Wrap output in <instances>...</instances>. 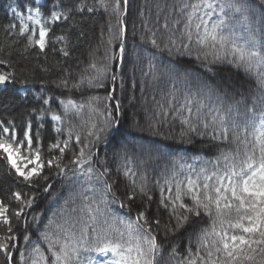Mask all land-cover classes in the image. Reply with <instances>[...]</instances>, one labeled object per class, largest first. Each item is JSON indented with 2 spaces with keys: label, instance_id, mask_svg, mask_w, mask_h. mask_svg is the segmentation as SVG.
<instances>
[{
  "label": "trees",
  "instance_id": "1",
  "mask_svg": "<svg viewBox=\"0 0 264 264\" xmlns=\"http://www.w3.org/2000/svg\"><path fill=\"white\" fill-rule=\"evenodd\" d=\"M208 2L214 10L204 7ZM221 3L242 12L225 7L222 13ZM192 4L201 5L197 15L209 21V28L222 18L223 34L237 43L249 32L264 43V0H0V74L9 76L0 85V129L8 127L18 141L28 132L33 148L39 141L45 164L40 177L29 182L0 157V204L9 221H0V244L7 245L0 250V264H52L58 245L50 242L79 244L82 233L96 246L106 240L125 243L131 230L134 243L139 225L157 238V264H188L190 259L200 264L215 239L209 236L201 246V236L214 225L219 231L221 218L236 219L235 209L219 217L215 206L187 212L181 201L171 203L178 183L185 192L188 179L201 186L207 182L211 190L216 179L204 176L239 166L242 141L247 140L249 151L254 142L243 124L253 113L258 122L264 110V69L238 65L226 51L217 58L211 48L196 43L195 34L188 40L185 24ZM53 12L60 14L58 20ZM22 24L28 27L23 35ZM41 25L48 29L43 51L28 40L33 31V39L39 38ZM69 100L76 107L66 110ZM185 118L195 131L182 123ZM221 118L227 139L220 133ZM57 142L63 156L50 147ZM81 148L87 162L73 164ZM182 202L193 207L189 195ZM140 213L147 224L138 220ZM177 216L188 217L179 228ZM87 255L92 264L118 259L111 253ZM262 262L257 254L253 264Z\"/></svg>",
  "mask_w": 264,
  "mask_h": 264
},
{
  "label": "snow or ice",
  "instance_id": "2",
  "mask_svg": "<svg viewBox=\"0 0 264 264\" xmlns=\"http://www.w3.org/2000/svg\"><path fill=\"white\" fill-rule=\"evenodd\" d=\"M125 3H127V0H125ZM116 7L119 8V4ZM190 7L192 11L185 24V32L189 41L192 40L195 34L196 43L202 47L211 48L216 52L217 58H219L220 52L226 51V54L231 55L233 62L238 65H243L248 69L253 67L264 69V43L258 42L254 33L249 32L248 37L244 38L243 43H237L235 39H231L229 36L223 34V30L226 27L224 19L221 18L212 22L209 28V21L203 16L197 15L201 5L192 4ZM204 7L208 10H214L216 5L208 2L204 4ZM225 7L232 9L236 13L242 12V8L232 3H221L219 5L220 12L223 13ZM36 15H40L39 10H37ZM204 15L211 17V11H206ZM59 18L60 14L56 12L52 13L53 20H58ZM28 19L32 20L33 17L29 15ZM194 21L198 22L194 24ZM36 23H40V21L37 20ZM193 28L195 32H193ZM201 29L203 30L201 31ZM27 31V25L22 24L20 34L23 35ZM35 35V31H33L32 35L28 37L29 44L38 45L40 50L43 51L46 45L48 29L41 25L39 38L33 39ZM57 39L63 40L64 37H57ZM152 44L155 46L156 41L153 40ZM119 51L121 58H123L125 55L123 44H121ZM0 63L4 62L0 61ZM92 67L95 68V65ZM104 71L103 69L100 70V74L103 75ZM112 79H116L115 75L112 76ZM8 80L9 76L0 74V85L5 84ZM99 86L103 85L100 84ZM108 99H111V96ZM68 106L72 108L76 107L71 100L67 102L66 110ZM188 111L190 113L191 109L189 108ZM52 119L60 120V117L53 115ZM213 119L215 120V117ZM182 123L189 125L191 130L195 131V128L191 126L190 119L185 118L182 120ZM204 127L208 128V124H205ZM233 127L239 128L240 126L233 125ZM93 128H95V125H93ZM249 128L251 129L254 142L249 151L247 140L242 141L245 145V152L244 159L241 160L239 166L236 164L228 166L227 171L223 175L214 172L212 176H204L205 181L211 180L213 176L215 177L216 184L211 186V190H209L210 185L207 182L201 186L197 184V181L192 179H188L187 181L186 192L182 190L179 183L176 185V194L171 203L175 205L177 201H181L180 207L187 212H193L199 208H204L207 211L212 206H215L219 217H223V210L235 209L236 212V219L234 221H225L221 218V228L219 231L216 230L214 225L211 233L205 231L201 236V246L209 243V236H214L215 239L211 240V246L207 248L206 255L199 257L200 264H246V262L247 264H253L257 254L264 257V110L261 111L258 122L255 113H253L251 119L244 122L242 131L246 136L248 135ZM106 130L102 129V131ZM9 133L8 127L0 129V157L6 160L9 169L14 170L15 174L22 177L24 181L30 182L34 178H39L45 167L44 162L41 161L39 141H37V147L33 148V138L28 132L24 133L23 141H18L15 133ZM220 133L227 139L228 128L224 125L223 118H221ZM89 135H93V133L90 131ZM234 135L239 140V133H235ZM213 138L216 137L214 136ZM97 139H99V136H97ZM77 142H79V136H77ZM63 143L64 148H66L68 141H64ZM50 147L59 149L61 156H63L64 148L60 147L59 142ZM22 149L26 150L28 155H25ZM54 159L47 161L48 167L53 166ZM3 160H0V162H3ZM86 162L84 149L81 148L79 155L72 163L83 165ZM29 165L34 166L29 168ZM55 167L63 171L59 162L55 163ZM225 180H227V183H225ZM140 191H144L143 186H141ZM184 195L190 196L193 207L189 208L182 202ZM20 198V194L17 193L16 199L20 200ZM129 199H132V197L130 196ZM89 211L91 212V208H89ZM6 213L7 208L0 204V221L4 224L9 223ZM197 214L199 213L197 212ZM15 215L19 216L21 212L18 211ZM138 220H145V224H147L143 213L139 214ZM176 220V226L179 228L188 220V217L177 216ZM224 224H227V228L223 227ZM8 231L11 232L10 227ZM136 232L137 235L134 238V243L131 239V230L129 232L130 240L125 243H121L119 240H106L100 245L92 246L87 243L83 233L79 244L60 243L59 240L51 241L50 243L53 247L58 245V250L52 253L54 257L52 264H92L91 257L87 255L91 252L98 254L111 253L113 256L118 257L113 264H157L156 255L159 252L160 246L157 243L156 236L152 235L150 230L144 225H139L136 228ZM121 236H123V233H121ZM8 239H11V237H8ZM0 250H7V245L0 244ZM199 250L198 248L197 251L199 252ZM49 251H52V248ZM41 259H44V257H41ZM188 264H196V260L190 259Z\"/></svg>",
  "mask_w": 264,
  "mask_h": 264
},
{
  "label": "rangeland",
  "instance_id": "3",
  "mask_svg": "<svg viewBox=\"0 0 264 264\" xmlns=\"http://www.w3.org/2000/svg\"><path fill=\"white\" fill-rule=\"evenodd\" d=\"M34 165H29V168L33 167ZM25 171H27V169H25Z\"/></svg>",
  "mask_w": 264,
  "mask_h": 264
}]
</instances>
